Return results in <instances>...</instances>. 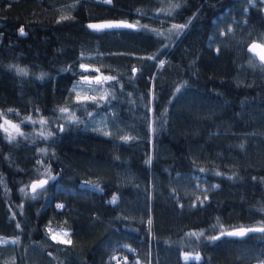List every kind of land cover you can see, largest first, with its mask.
<instances>
[{
    "label": "trees",
    "instance_id": "16d2710c",
    "mask_svg": "<svg viewBox=\"0 0 264 264\" xmlns=\"http://www.w3.org/2000/svg\"><path fill=\"white\" fill-rule=\"evenodd\" d=\"M251 41L264 0H0V264L264 262Z\"/></svg>",
    "mask_w": 264,
    "mask_h": 264
},
{
    "label": "water",
    "instance_id": "95a60500",
    "mask_svg": "<svg viewBox=\"0 0 264 264\" xmlns=\"http://www.w3.org/2000/svg\"><path fill=\"white\" fill-rule=\"evenodd\" d=\"M89 25H96L100 26L98 28H90ZM85 26L89 30H118V29H134L138 30V26L132 24L131 22L125 20V19H103V20H95V21H89L85 24ZM255 45V47H253ZM251 49V50H250ZM247 50L254 55L263 65L264 61L261 60V56H264V45L260 44L259 42L251 41L247 44ZM46 182L45 179L40 178L34 181L29 182L28 184V190H33V185H36V188H39L40 186L44 185ZM35 188V189H36ZM261 227H234L225 232L224 234L229 237H241L240 235H230L229 233L237 232L240 230H244L245 234L253 232L248 231V229H259ZM244 234V235H245Z\"/></svg>",
    "mask_w": 264,
    "mask_h": 264
},
{
    "label": "rangeland",
    "instance_id": "374dc122",
    "mask_svg": "<svg viewBox=\"0 0 264 264\" xmlns=\"http://www.w3.org/2000/svg\"><path fill=\"white\" fill-rule=\"evenodd\" d=\"M82 68H86V66H82ZM93 70V69H92ZM83 79V82L86 81V82H89V83H92L94 81L97 80V78H99V75L97 73H95L94 75H91L90 77H87L86 75L82 77ZM1 127L6 130L7 132H15L17 130V124L10 121V120H7V119H2L1 120ZM52 235L55 236V237H61L62 233L60 231H51ZM1 239V238H0ZM181 257L183 259H187V258H195L197 259L199 256L198 254H187V253H182L181 254ZM255 264H264V262L262 261H259V262H256Z\"/></svg>",
    "mask_w": 264,
    "mask_h": 264
},
{
    "label": "snow or ice",
    "instance_id": "6c2138e0",
    "mask_svg": "<svg viewBox=\"0 0 264 264\" xmlns=\"http://www.w3.org/2000/svg\"><path fill=\"white\" fill-rule=\"evenodd\" d=\"M90 28H98L100 26L96 25H89ZM175 27H183V26H175ZM21 33L23 34V30H21ZM255 47V45L253 46ZM251 50V49H250ZM261 60L264 61V56H261ZM20 72H23L22 69L19 70ZM61 111H64V109H61ZM36 185H33V190L35 191ZM248 231H264V228H259V229H248ZM230 235H240L243 236L245 234L244 230H240L237 232L229 233ZM63 242V241H61Z\"/></svg>",
    "mask_w": 264,
    "mask_h": 264
}]
</instances>
